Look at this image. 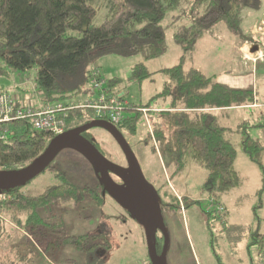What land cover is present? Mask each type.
Wrapping results in <instances>:
<instances>
[{
  "label": "rangeland",
  "instance_id": "rangeland-1",
  "mask_svg": "<svg viewBox=\"0 0 264 264\" xmlns=\"http://www.w3.org/2000/svg\"><path fill=\"white\" fill-rule=\"evenodd\" d=\"M190 2L182 0L172 13L165 15L161 24L165 28L166 47L156 58L144 60L141 54H104L91 59L88 67L98 70L104 82L117 80L113 90L122 94L127 107L143 105L151 108L146 116L140 114L135 134L122 131V135L134 153L144 178L156 191L160 218L167 236L165 264H264V254L260 253L259 245L251 244L256 233L264 235V173L249 160L240 146L242 129H245V134L264 143V128L254 126L260 121L257 117L262 113L264 115V107L256 108L255 112L249 109L246 115L226 112L231 107L218 111L220 123L229 128L228 136L236 149L234 169L238 184L221 194L215 202L202 190L206 176L202 164L193 160L187 152L184 166L177 170L170 158L161 153L154 136V128L158 125L156 116L169 110L168 99L159 96L164 84L170 83L169 77L159 71L163 68L181 64L184 70H199L228 88L252 90L254 96L264 103L263 24L256 26L255 37L249 40V28L264 14V0H257L256 6L241 10L238 34L232 33L223 23H217L205 29L190 52L183 55L173 40V34L179 27L190 24L187 13ZM92 6L97 11L92 24L98 25L106 16L108 2L93 0ZM180 13H183L181 18L170 23V15ZM256 45L260 48L255 50ZM237 46L241 50L238 51ZM137 63H143L154 74L141 81L132 78ZM34 72L35 68L23 73H0V91H6L11 97L22 94L19 93L21 90L26 91L23 104L37 109L41 101L32 81ZM89 88L87 84L86 89ZM84 98L85 94L79 100ZM80 111V117L70 120L71 128L95 119L90 111ZM136 113V109H125L123 116ZM244 123L246 128L240 127ZM9 126L10 123L7 125L10 130ZM65 128L67 130L66 121ZM84 136L107 159L124 163L122 151L107 131L99 127L91 128ZM58 172L84 191L82 200L76 205L50 204L39 209V218L32 220H28L24 212L7 208L0 212V264H146L149 256L145 228L109 194H102L98 177L89 163L75 151H61L48 168L19 187V192L40 193L59 184ZM86 190L92 191V194ZM97 195L102 200L97 201ZM11 199L8 195L0 196L1 202ZM215 207L222 210L218 211ZM97 234L101 245L92 251L79 250L74 244H55L64 236ZM163 245V233L158 231V255H161Z\"/></svg>",
  "mask_w": 264,
  "mask_h": 264
},
{
  "label": "trees",
  "instance_id": "trees-1",
  "mask_svg": "<svg viewBox=\"0 0 264 264\" xmlns=\"http://www.w3.org/2000/svg\"><path fill=\"white\" fill-rule=\"evenodd\" d=\"M181 1L107 0L105 18L93 25L97 12L92 6L93 0H0V73H23L35 68L32 81L43 102L77 103L80 96L86 94L94 69L88 65L94 57L141 54L144 60H149L162 54L166 46L161 22ZM256 4L257 0H191L187 12L191 22L179 27L173 40L184 55L190 52L205 29L217 23H223L238 34L241 10ZM181 14L170 15V23L181 18ZM159 71L170 79L159 94L164 100L168 99L169 110L156 116L158 125L154 128L160 151L170 158L177 170L184 166L186 153L190 152L193 160L206 170L202 190L215 202L238 184L234 169L236 149L229 139V128L220 123L217 113L251 104L254 94L252 90L228 88L199 70H184L181 64ZM153 74L143 63H137L131 75L141 81ZM106 83L109 90L116 93L113 88L117 80ZM136 107L133 105L127 110ZM80 116V110L69 113L67 130L71 128L70 120ZM139 121V113L123 116L115 127L120 133L133 135ZM254 126L264 128L263 113ZM9 127L7 140L0 142L2 170L27 166L53 138L46 132L33 131L22 120L10 123ZM240 127L246 128V123ZM241 135V150L264 173V143L245 134V129ZM56 176L61 182L40 193L23 194L19 192L21 186L3 190L1 194L12 199L0 201V212L6 208L24 212L27 219L32 220L39 218V209L50 204H78L84 191L65 180L62 173ZM86 192L92 194L90 190ZM96 200L102 197L97 195ZM255 236L251 244H258L260 253L264 254V235L256 233ZM97 239L98 234L64 236L55 244H74L79 250L92 251L101 245ZM146 264H151L150 260Z\"/></svg>",
  "mask_w": 264,
  "mask_h": 264
},
{
  "label": "water",
  "instance_id": "water-1",
  "mask_svg": "<svg viewBox=\"0 0 264 264\" xmlns=\"http://www.w3.org/2000/svg\"><path fill=\"white\" fill-rule=\"evenodd\" d=\"M96 127L107 131L116 141L128 162L127 168L109 161L89 140L82 136L87 130ZM65 149L73 150L81 155L89 163L93 172L98 175L99 182L103 183L110 197L121 207L127 209L131 216L145 228L147 250L151 264H165L167 236L160 218V204L156 200V191L152 190L153 187L144 178L139 163L123 135L107 121L94 119L88 123L68 129L64 133L53 137L43 152L27 166L19 169L0 170V194L3 190L23 186L37 177ZM109 173L118 176L123 181V184L118 185L115 183ZM132 190H135L140 199H143V196L147 198L150 195L147 201L152 205L155 225L151 221L150 212H143V221L138 213L135 214V210L139 211L135 206L139 201L132 196ZM157 231H161L164 237L161 255L156 252Z\"/></svg>",
  "mask_w": 264,
  "mask_h": 264
},
{
  "label": "built area",
  "instance_id": "built-area-1",
  "mask_svg": "<svg viewBox=\"0 0 264 264\" xmlns=\"http://www.w3.org/2000/svg\"><path fill=\"white\" fill-rule=\"evenodd\" d=\"M88 85L90 88L86 89L87 96L85 94V98L78 103L41 102V106L37 109L23 103L19 104L17 97H11L6 91H0V142L8 138L7 125L20 120L25 121L33 131L46 132L53 137L62 134L66 130L65 121L73 110H88L95 119L107 121L113 126L121 123L123 112L128 109V104L124 102L122 95L109 90L107 83L100 78L98 70L90 73ZM136 110L141 116H146L151 108L136 107ZM212 203L214 206V202ZM215 209L222 210L221 207Z\"/></svg>",
  "mask_w": 264,
  "mask_h": 264
},
{
  "label": "flooded vegetation",
  "instance_id": "flooded-vegetation-1",
  "mask_svg": "<svg viewBox=\"0 0 264 264\" xmlns=\"http://www.w3.org/2000/svg\"><path fill=\"white\" fill-rule=\"evenodd\" d=\"M122 134V133H121ZM119 147V146H118ZM119 149H120V147H119ZM121 150V149H120ZM122 155H123V153H122ZM109 161H111V162H113L112 160H110V159H108ZM123 161H124V163L123 164H120V163H115V162H113V163H115V164H117V165H119V166H121V167H123V168H127L128 167V162H127V160L125 159V157H124V155H123ZM109 175H110V177L113 179V181L115 182V183H117L118 185H122L123 184V181L118 177V176H116V175H114V174H112V173H109ZM97 177H98V175H96ZM99 186H101V190H102V192H103V194H108V192H107V190H105V188H104V185H103V183H101L100 182V184H99ZM152 190H154L155 191V189L153 188ZM132 196L137 200V201H139V203H137L135 206L139 209V211L137 210H135L134 212H135V214H139V216H140V218H141V220L143 221L144 220V215H143V212H150L151 213V215H150V217H151V221H152V223H153V225H155V220H154V217H153V215H152V205H151V203H149V201H147V199L149 198V196L146 198V197H144L143 196V199L141 198H138V195L136 194V192H135V190H132ZM123 208V207H122ZM124 209V208H123ZM125 211L130 215V217H132L131 216V214H130V212L127 210V209H125ZM134 220H136L134 217H132ZM137 221V220H136ZM158 232V231H157ZM156 232V233H157Z\"/></svg>",
  "mask_w": 264,
  "mask_h": 264
},
{
  "label": "crops",
  "instance_id": "crops-1",
  "mask_svg": "<svg viewBox=\"0 0 264 264\" xmlns=\"http://www.w3.org/2000/svg\"><path fill=\"white\" fill-rule=\"evenodd\" d=\"M258 24H263L264 25V14H263V16L261 17V19H260V21L259 22H254L253 23V25L249 28V36L250 37H255L254 36V33H256L255 32V29H256V26L258 25ZM263 39V38H262ZM258 44L260 43V42H257ZM236 45V44H235ZM264 46V45H263ZM263 46H262V48H263ZM238 48V51L239 50H241V48H239V46H237ZM255 48V50L257 49V48H260L259 47V45H256V47H254ZM257 53V52H256ZM264 60V59H263ZM261 62H262V60H261ZM18 91H19V89H17ZM25 92L26 91H20L19 93H22V94H17V100H18V103L20 104V102H21V104L22 103H24V94H25ZM122 95V94H121ZM40 96V94L39 93H37V97H39ZM38 100L39 101H41V102H43L42 101V99H41V97H39L38 98ZM20 101V102H19ZM255 103V105L253 106V104ZM258 104H260L259 106H257ZM263 107H264V103L263 102H260L259 100H258V98H257V96H254L253 97V100H252V102H251V104H249V105H247L246 107H241V106H239V107H233V108H230V109H228L226 112H228V113H231V112H233V113H237V114H244V115H246L247 114V111L249 110V109H251V110H254V112H255V109L256 108H260V109H263ZM259 112H260V110H259ZM264 116V115H263ZM257 118H259L260 120H261V115L260 116H258ZM244 120H245V118H243Z\"/></svg>",
  "mask_w": 264,
  "mask_h": 264
},
{
  "label": "bare ground",
  "instance_id": "bare-ground-1",
  "mask_svg": "<svg viewBox=\"0 0 264 264\" xmlns=\"http://www.w3.org/2000/svg\"><path fill=\"white\" fill-rule=\"evenodd\" d=\"M65 131H66V130H65ZM65 131H64V132H65ZM64 132H63V133H64Z\"/></svg>",
  "mask_w": 264,
  "mask_h": 264
}]
</instances>
